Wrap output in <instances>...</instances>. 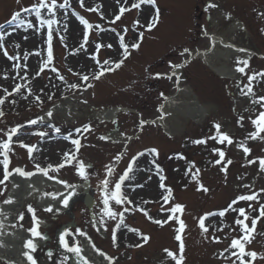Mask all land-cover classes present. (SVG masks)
I'll return each instance as SVG.
<instances>
[{
  "label": "rangeland",
  "instance_id": "rangeland-1",
  "mask_svg": "<svg viewBox=\"0 0 264 264\" xmlns=\"http://www.w3.org/2000/svg\"><path fill=\"white\" fill-rule=\"evenodd\" d=\"M213 2L218 7L206 11L207 0H156L160 10L159 23L151 31H145L143 25H146L154 14L151 6L141 5V11L136 9L128 12L119 21L113 23L119 8L130 7L131 0L128 3H124V0L120 3H117V0H83L84 7L80 6V0H69V7L56 9L55 19L59 23L53 26L51 41L53 61L37 76L38 69L47 59V26L41 28L34 14L24 12L21 16L26 15V20L32 22L34 28L25 29L7 23L15 12L31 7L37 3V0H20L19 4L17 0H0V24L4 25V31L11 33L5 37V48L9 55L19 57L17 60H9L3 55V50H0V93H5L4 89L9 92L16 84H20L21 73H26L32 79L29 88H26V93L21 92L22 100L18 99L16 106L15 103L0 106V110L4 112L3 117H0V142L7 139L6 133L12 128L18 129L17 134L12 138L9 170L20 167L44 175L37 172L35 166L38 164L41 168H47L48 165L56 166L64 162L63 154L75 151V146L65 137L71 134L73 139H80L82 147L77 154V160L84 162L87 179L79 175L76 160L65 163L59 171L49 170L48 175L61 178L75 187L84 180L90 181L91 192L96 200L93 211L98 216V220L103 222L105 234L102 239L91 228L82 198L71 202L68 214L58 215L45 211V207L39 206L36 200L24 203L22 211L18 213V217L21 213L24 217L23 220L19 219L16 227L26 229L29 222H32V214L27 212L28 205H31L35 209L36 217L50 224L55 232L62 224L75 221L80 231L91 236L96 248L111 257L114 264H175L164 251L169 249L179 254L180 242L175 240L174 224L167 222L160 226L153 220H166L170 216L167 209L175 203H180L185 206L184 212L175 215L187 225L181 234L185 245L183 253L185 259L182 264H232L236 259L231 256L233 250L224 252V249L229 248L232 238L241 234L239 226L234 223L238 212L228 210L223 217L208 216L205 220L207 233H202L199 228V218L204 217L206 213H218L228 209L232 201L240 195L259 193L257 201H239L237 204H232V208L245 209L250 217L245 222L251 227V218L259 215V206L264 203V192L260 191L264 189V172L259 170L258 161L251 165L247 163L248 159L264 157V141L248 140L247 145L251 148V154L247 159L242 149L235 143L254 131L248 119L250 115L253 118L255 116V109L249 103L253 97L241 95L237 87L238 84L243 87V84L247 83V77L239 73L233 80L221 79L203 63L195 60L187 63L182 69L178 83L175 76L172 79L166 78L172 73V64L189 59L188 53L181 55L184 48H188L189 52L211 48L209 38L203 37L205 31L210 35L223 36L237 48L248 49L255 53L249 62V69H246L247 74L264 72V31H262L264 0H213ZM57 3H63V0H57ZM93 8L97 10H90ZM145 9L149 10L143 17L142 12ZM75 10L80 11L77 12L78 15L88 19L93 25L88 29L86 44L83 39L84 26L71 16V14L75 15ZM42 16L48 18L46 10H42ZM136 20L140 21L139 25L134 23ZM234 22L243 29L238 26L232 28ZM67 24L76 25L78 32L75 29L72 32L73 36H66L65 31L69 28L67 26L65 30L64 26ZM125 27L128 28L125 43L129 45L136 42L140 31H144L139 49L130 48V56L119 69H115L114 63L103 65L105 60L115 62L122 58L123 49L119 47L118 34H123L122 30ZM102 36L112 38L111 48L107 47L111 44L102 43ZM81 44H84L83 48ZM97 44L102 45L99 51L96 50ZM79 50L82 51V55L81 52H77ZM78 54L83 57L78 59L76 57ZM93 56L96 57L95 60ZM83 58L90 62V66L85 69L81 68ZM73 59L77 60L74 62ZM96 60H99L103 67L115 70L104 73L99 80L93 79V75L101 71ZM235 61L233 59L232 64ZM17 63L21 66L27 65V68L15 69L13 65ZM53 68L56 69L55 72L52 71ZM156 73L164 75L157 78ZM84 75L89 77L88 81L80 79ZM60 76L64 79L61 80ZM7 79L10 82H6ZM50 80L56 85L46 87L42 84L46 96L37 94L41 96L40 99L33 98L34 93L42 94L34 86ZM72 84H77L79 87L73 89L70 87ZM88 84L93 86L87 87ZM175 86L190 88L201 107L203 106L202 108L207 111V115L200 123L189 120L173 138H169L162 128L152 121L158 116L164 118L158 113L159 109L167 98L177 94ZM253 89L255 98L264 95V78L257 77L253 81ZM70 98L76 105L79 104L75 114H70L71 117L66 118L61 114L53 113L57 106ZM19 103L23 106L19 107ZM115 108H125L127 112L119 111L116 119L112 121H100L93 116L94 113L102 110ZM246 108L252 111H245ZM45 112H51L52 116L49 117L47 114L41 116ZM241 115L245 117L243 127L237 123ZM32 120L36 123L31 124ZM141 120L148 121L143 130L139 126ZM43 121L48 123L44 124ZM214 123H219L221 130L230 134L234 140L232 145L226 142L221 144L218 140L210 138L215 135ZM88 124L91 125V131H83V127ZM56 128H59L60 132H57ZM78 128L82 129L80 133L75 131ZM113 131L123 137L134 135L136 139L131 140L127 147L118 145L110 138L100 139L101 136H111ZM40 132L46 135L41 138L37 135ZM57 134L65 139L68 143L67 147L55 146L50 152L38 149L40 145L45 146L43 143H46V140L54 139ZM195 140H205L206 143H193ZM20 142L28 146H36L32 158H29L27 148L21 147ZM152 148L158 150V156L147 151ZM214 149L225 151V161L228 159L233 161L231 165H227V173L221 171L224 161L221 164L215 163L219 156L218 151H213ZM141 152L144 155L135 161L133 171L129 174L131 179H126L121 189L123 195L132 201V207L127 206L126 202L115 205L114 201H109V207L114 211L120 212L127 208L134 212H131L132 215L124 213L125 224L118 229L117 243L113 245L112 233L116 229V223L119 222V216L112 220L104 214L103 199L106 193L110 196L111 192L115 191V184L120 182L119 176L126 170L132 158ZM177 154H181L184 158H177ZM117 155L121 156L119 161L116 160ZM2 159L3 156L0 155V160ZM153 160L155 164L152 163ZM190 162H194L195 167L199 169L200 183L208 189L207 192L198 190V184L192 180L191 174L185 175ZM86 165H91V168L88 169ZM156 165L163 170L161 174L166 177L164 183L173 190L172 199L167 205H163L165 203L161 195L163 190L157 187L160 179L156 174ZM107 166L113 169L111 175L108 174ZM2 167L0 165V171ZM105 180L108 181L107 186L104 184ZM245 185L250 187H244ZM8 188V181L5 185H0V193H2L0 204L10 192ZM44 190V194L55 193V189L51 186H45ZM249 204L252 208L248 207ZM162 208L167 212L163 213ZM141 209L146 211L148 216H145ZM149 216L152 219H149ZM129 229H138L139 233L148 235L150 239L146 243L137 240L140 234L129 232ZM71 232L73 237L71 236V240L70 237L67 238L71 247H80L79 243L76 245L73 243L74 238L78 240V234ZM213 237H219V242ZM2 238L5 237L0 234V242L3 243ZM250 238L251 243L246 249L264 254V217L258 220ZM137 244L141 246L135 247ZM44 249L39 248L37 251L35 257L38 264H69L67 258L60 257L59 254L50 260L45 256ZM0 264L6 263L0 261ZM236 264L239 262L237 261ZM254 264H264V259L258 257Z\"/></svg>",
  "mask_w": 264,
  "mask_h": 264
},
{
  "label": "snow or ice",
  "instance_id": "snow-or-ice-1",
  "mask_svg": "<svg viewBox=\"0 0 264 264\" xmlns=\"http://www.w3.org/2000/svg\"><path fill=\"white\" fill-rule=\"evenodd\" d=\"M121 0H117V3H120ZM129 0H124V3H128ZM17 3H20V0H17ZM141 5H146V6H151L154 9V14L151 16L149 22L146 25H143L144 30L145 31H151L152 29H154L158 23H159V17H160V10L159 7L156 4V0H131L130 3V7H124L121 6L119 8V15L115 16V20L113 21V23L115 21H119L121 19V15H123L125 12L127 11H131L132 9H137V10H141ZM69 0H63V3H57V0H37V3L33 4L31 7H25L22 8L20 11L15 12L12 16L11 19L9 21H7V23L9 25H15L16 27H24L25 29H29V28H34L35 26L32 24V22L27 21L25 19H21V12L24 13H32L34 14L36 20L39 23V26L41 28H43L44 26H47V40H48V52H47V59L43 62V66L40 67L36 73V75H40V73L43 71V68L46 67L48 64H51L53 61V50H52V44L51 41L53 39V26L56 25L57 23H59V21H57V19H55L56 16V9H65L67 7H69ZM80 6L84 7V3L83 0H80ZM218 7V5L216 3L213 2V0H207V4H206V11L208 9H212V8H216ZM42 10H46L48 13V18H44L42 16ZM92 11H96V8L90 9ZM77 15L78 20L80 21V23L84 26V43L86 44L88 42V29L92 28L93 25L89 23L88 20H86L84 17ZM101 17L102 13H101ZM135 24L139 25L140 21L136 20L134 21ZM65 30L67 29V25L64 26ZM99 27V26H97ZM37 31H39V29H37ZM123 34H118L119 36V45L120 47L123 49L122 52V58L118 61L115 62H110L108 60H105L103 62V65H108L109 63H114L115 64V69H119L124 61L130 56V51L129 49H139L140 44L144 38V31H140L137 37L136 42L132 43L131 45L125 43V35L127 34L128 28L125 27L123 30ZM264 31V30H262ZM6 35H11L10 32H6L4 31V25L0 24V50H3V55L5 57H7V59L9 60H17L19 59V57L17 55H9V53L7 52L6 48H5V37ZM205 35H207V32L205 31ZM15 47H19V45H15ZM84 47V44H81V48ZM100 47H102V45L97 44L96 45V50L99 51ZM107 47L111 48L112 45H107ZM228 47H232V45H228ZM237 51L242 52V53H247V50L244 48H239L237 49ZM185 53H189V49L188 48H184L183 52L181 53V55H184ZM36 55H39V53H36ZM93 59L95 60L96 57L93 56ZM96 63L98 66L101 67V71L99 73H96L93 75V79L95 80H99L105 72H110V71H114V68H105L103 67V65H101L99 60H96ZM236 71L242 75H246L247 77V83L243 84V87H240V85L238 84L237 87L240 89V94L245 96V97H253L249 103L253 106V109H255V116L253 118L252 115H250L248 117V119L250 120L254 131L249 132L247 134V136L241 140V141H236V146L240 149H242L245 158L247 159V157L250 156L251 154V148L247 145L248 140H257L259 139L260 141H264V135H261L262 133H264V95L259 96V98H255L256 94L254 92L253 89V81H255L257 79V77H261L264 78V72H258V73H252V74H247L246 73V69H249L250 67V63H249V59H241V58H237L236 59ZM185 64L184 63H176V64H172L171 65V69H172V73L171 75H167L166 78L167 79H172L173 76H176V80L177 83L179 82L180 77L176 75V69H180L182 67H184ZM13 67L15 69H21L22 67L24 69L27 68V65L21 66L19 63L14 64ZM52 71H56L55 68L52 69ZM19 74V73H18ZM26 74V73H25ZM162 75L161 73H156V77L160 78ZM5 78H7L5 76ZM61 80H63V76L59 77ZM80 79L82 81H88L89 77L87 75L81 76ZM93 85L88 84L87 87H92ZM22 85L20 84H16L15 88L13 89V92H19L21 89ZM71 88L76 89L79 86L77 84H72L70 85ZM4 92L7 95H12L13 93H9L7 91V89H4ZM29 94H31V90L29 89ZM163 95V94H161ZM26 98V97H25ZM37 100L40 99L39 96L36 97ZM49 99H51V96L49 97ZM5 102L4 98H0V105H2ZM13 103H15V101H13ZM162 110V108H161ZM245 111H249L251 112L252 109H245ZM4 112L2 110H0V117H3ZM47 115L49 117L52 116L51 112H48ZM245 117L243 115L238 117L237 123L238 125H240L241 127H243V121H244ZM31 124H35L36 121L32 120L30 121ZM148 121L145 120H141L140 121V128L141 130H143V127L145 124H147ZM154 123V121H153ZM214 129H215V135L210 137L213 140H218L219 143L224 144L225 142L228 145H232L234 143L233 138L230 136V134L223 132L221 130V125L219 123H214L213 125ZM57 132H60L59 128H56ZM77 133H80L82 131V129H76L75 130ZM83 131H91V125H85L83 127ZM18 132L17 128H12L9 132L6 133L7 135V139L3 142H0V155L3 156V159L0 160V165H2V171H0V185H5V182L9 181L10 177L13 175V173L19 174V176L21 177H25V178H29L31 176H33L35 173L31 172V171H25L24 169L20 168V167H14L11 171L9 170L10 167V159H9V153L12 151L11 148V143H12V138L14 135H16ZM37 135H39L41 138H43L46 133L40 132L37 133ZM65 139H69L71 144L75 146V151L73 152H65L63 154V158H64V162L60 163L59 165L53 166V165H48L47 168H41L38 164L35 166L36 171L43 173L46 177H48L49 179H54V177H51L48 175L49 170H56L59 171V169L63 168L65 166V163H71L72 160H76L77 161V171L79 173V175L85 179H87V175H86V170H85V164L83 161L77 160V154L79 152L80 147H82L81 145V141L80 139H73L71 137V134H69L68 137H65ZM101 140H107L109 139V137L107 136H101L100 137ZM193 143L196 144H202V143H206L205 140H195L193 141ZM20 146L21 147H25L27 148L28 151V155L29 158H32V153L33 150L36 148L35 145L32 146H28L26 144H24L23 142H20ZM148 152L154 154L155 156H158V150L155 148L149 149L147 150ZM213 151H218V156L219 159H217L215 161L216 164H221L222 161H224V164L221 166V171L227 173V165H231L233 163V161L231 159H228L225 161V156L226 153L225 151H219L214 149ZM144 153H138L137 156L132 158V161L128 164L126 170L123 172L122 175L119 176V181L118 183L115 184V191L111 192L110 196L106 193L105 197L103 199V204H104V214L106 216H108L109 218H111L112 220H115L117 218V216H119V223L116 225V229L113 230L112 233V242L113 245H116L117 243V230L120 229V227L122 225L125 224V217H124V212L128 211L129 209L125 208L124 211H114L112 208L109 207V201L112 200L114 201L115 205H121L125 202L127 203H132V201L128 200V198L126 196L123 195L122 193V184L125 182L126 179H131L130 177V173L133 171V164L135 163L136 160H138V158L140 156H143ZM177 158L182 159L184 158L181 154H177ZM121 159L120 155L116 156V160L119 161ZM259 164V170L261 172H264V157H258L256 159H248L247 163L249 165L257 163ZM153 164H155V160L152 161ZM108 168V174L111 175L113 172V169L111 166H107ZM193 169H195V172H193ZM162 169L160 168L159 165H156V174L159 176L160 179V184L159 187L163 190L161 195H162V199L163 201L167 204L173 196V190L168 187L164 181L166 180V177L164 175H162ZM191 174V178L193 181H196L198 184V190L202 189L203 191L207 192L208 189L206 187L203 186L202 183H200V176H199V169H197L195 167V163L194 162H190L188 169L185 172V175H189ZM150 179V177H149ZM58 183L63 184L66 188H75L74 185L69 184L66 181H57ZM105 186H107L108 181L105 180L104 181ZM18 185H13V187H17ZM138 187H143V185H138ZM244 187H250L249 185H245ZM261 192H264V189L260 190ZM166 193V194H164ZM2 194V193H0ZM45 195H51V197L53 199H57L58 197L62 196V205L66 208L69 205V200L71 199L72 195H74V192L69 193L68 195H64L63 193H45ZM259 199V193H252V194H247V195H240L238 196L234 201H232V204H237L239 201H257ZM3 204H12L14 203V200L9 197L5 200L2 201ZM232 204L229 205L228 209H225L223 211H220L218 213H206L204 215V217L199 218V228L201 229L202 233H207L208 232V228L205 226V220L207 219L208 216L211 215H219L221 217H223L226 213V211L228 210H232L235 212H238V217L235 219L234 223L236 225L239 226L240 229V235L238 237H234L231 239L229 248L224 249V252H228L229 249H232L233 251H231V256H234L236 259L234 261H232V264H236V262L238 261L239 264H254V262L257 260V258L259 257L260 259H264V254H259L256 251H252V250H247L246 246L248 244L251 243V235L252 233L255 231L256 229V225L258 220L261 217H264V203H261L259 206V215L256 217L251 218L250 220V224L251 227H249V224L246 223L245 221H248L250 219L249 215L245 212V209L243 207L240 208H232ZM249 208H252V205L249 204L248 205ZM185 209V206L180 204V203H175L174 206L170 207L169 209H167V211H169L172 215H170L166 220H160V219H155L153 220L154 223H156L157 225L163 226L165 223H167L169 220H174L179 227L176 228V235H175V240L179 241V254L174 253L173 251L169 250V249H164L165 253L167 254V257L171 258L175 264H182V262L184 261L185 257L183 255L184 251H185V245L182 239V233L185 231L187 225L185 224L184 220L180 219L179 216H176V213H181L183 214ZM162 211H164L165 209H161ZM256 209H253V211H255ZM45 211L47 212H53V207L52 206H48L47 208H45ZM56 211H60V209H56ZM141 211H144L143 209H141ZM27 212L31 213V219L33 222V227L30 228L28 231L31 234V237L33 238H39L41 240L46 239V237L44 235L41 234L40 231H38V226L41 223V221H39V219L36 217L35 215V209L31 206L28 205L27 207ZM9 214L3 212L2 210H0V217H4L6 218ZM144 215L148 216V213L146 211H144ZM24 214L21 213L19 214V219L23 220ZM240 217H243V219H240ZM149 219H152L150 216L148 217ZM4 229V223L3 220H0V234H3V230ZM220 231H222V229H218ZM129 231H133L136 232L138 234H140L141 239L143 240V242H147L150 237H148L147 235H143L141 233H139L138 229H129ZM69 233L67 231H65L64 233H62L59 237V242L60 244L67 250L70 252L75 253L77 256H80L81 253V248L79 246H73V247H69L68 243L65 240V237L68 236ZM80 235L83 236L85 235L83 232H80ZM213 239L216 242H219L220 238L219 237H213ZM4 245L2 244V242H0V247H3ZM140 244L135 245V247H140ZM38 245L36 243H34V240L32 238H29L25 244H24V248L30 250L31 252H35L37 250ZM93 247L95 248V245H93ZM99 252V249H96ZM101 255H104L106 259H108L109 261L112 260L111 257L106 256V254L104 253H100ZM24 257H26V260L30 262V264H37L36 259L33 257V255L30 254L29 251H25L23 253ZM223 255V253L221 254ZM48 256L51 257L52 253L49 252ZM81 260H83V264H90L89 261L84 260L83 257H80ZM247 258V259H246Z\"/></svg>",
  "mask_w": 264,
  "mask_h": 264
},
{
  "label": "bare ground",
  "instance_id": "bare-ground-1",
  "mask_svg": "<svg viewBox=\"0 0 264 264\" xmlns=\"http://www.w3.org/2000/svg\"><path fill=\"white\" fill-rule=\"evenodd\" d=\"M148 10L149 9H145V11H143L142 14L147 13ZM67 26L69 29L65 31V33L67 34L66 36L68 37L69 35L73 36L72 32H74L75 29L78 32V27H76V25L67 24ZM231 26L232 28H236L238 26L240 29H242V27L236 24L235 22ZM210 38L212 39V43H211L212 47L209 50H205V51L197 50L196 52L195 51L191 52L190 53L191 60L200 61L201 63H203L204 66H206L209 70H211V72H213L216 76H218L221 79L232 80L239 75V73L235 70L236 63L232 64L233 59L235 60L237 58L249 59L250 62L252 57L255 55L254 52L248 49H246L247 53H242L234 50L233 47H228V45H232V43L231 42L229 43V41H227L223 36L215 34V35H211ZM101 39H102L101 40L102 43L104 42V44L106 45L108 43L111 45L113 44L111 42L112 38H110L109 36H102ZM77 52H81V55L83 54L81 50ZM76 57L80 59L83 56H80L78 54V56ZM73 60L75 62V60L77 59H73ZM83 60H82L83 62L81 63V68L85 69V67L90 66V62L85 60L84 58ZM185 62H187V59L183 63L186 64ZM182 68L175 70L177 76L181 74ZM20 78L21 79L19 81L22 87L19 92H13V90H11L9 91V93H13V94L10 96L7 95L6 93H0V98H4L5 100L3 104L6 103L13 104V101H15V106H16L18 104V99L21 98L22 100L23 95L21 92L23 91L26 93L27 91L26 88H29V84L30 82H32V79L25 73H21ZM6 82H10V80L7 79ZM42 84L46 87L48 86L54 87L56 85L53 80L47 81L46 83L43 82L41 84H37V86H34V88L37 91L42 92V94L34 93L33 98H36L37 94L43 95L42 97L46 96V93H43ZM12 88L14 89V87ZM176 90H177V94L174 96L176 98H174L173 96L170 97L169 99L167 98L166 102L159 109V114L162 115L164 118H160L158 116L160 119L158 121H155V123L159 125L164 130V133L167 134L169 137H173L174 135H176L177 132H179L189 120L193 121L194 123L201 122L207 115V111H205V109L201 108L197 104L196 102L197 98L192 92H190L188 88L181 87V88H176ZM3 104L0 106H3ZM19 105H20L19 107L23 106L21 103H19ZM78 105L75 104L73 99L71 98L66 99V101L62 105L57 106L55 112L54 111L53 112L56 114H61L63 117L69 118L71 117L70 114H75ZM170 112H174V113L172 114ZM93 116H95L97 119H100V121L102 120L109 121V120H115L117 113H116V109H112V110L108 109L94 113ZM107 137H109L110 139L115 141V143L123 147L128 144V140L126 136L123 137L113 133V135L111 136L109 135ZM48 140L45 141L46 143H43L45 146L40 145L38 149L46 150L47 152H50L55 148V146L61 148H65L68 146V143L60 135H55L54 139L51 140L48 139ZM67 141L71 143L69 139H67ZM55 142H57V144ZM17 176L19 175L13 176L10 180V182L12 183L11 188L15 190L10 192L8 196V198L11 197L14 200V203L5 204L0 207V210L8 214L19 212L25 201H33V200L38 201L40 205L45 206L46 208L48 206H52L54 213H62L64 208L62 205L63 197L60 196L57 199H53L52 197H46L44 194L45 191L44 187L51 186L55 189V193H63L64 195H68L71 191L74 193L79 191L78 188L79 186L75 188H66L63 184L58 183L57 181H63L60 178L49 179L48 177H44L43 175L34 174L29 178L24 177V179L19 180V178H16ZM13 185H19V187H13ZM15 206L16 208H14ZM56 209H60V211L57 212ZM0 220H3V223L6 226L14 222L13 219L9 218V215L6 218L0 217ZM41 225L45 226L43 224ZM99 234L103 235L101 231H99ZM2 236H4L5 238H2V240H4L2 244L4 246L0 247V261H4L10 264L11 263L30 264V262L26 260V257H24L23 253L25 251H29L30 254H33V252H31L28 249H25L24 244L29 238H32L34 240V243H36L39 247L41 240L39 238L31 237V234H25L21 231H16V230L14 231V229L3 231ZM82 245H83V251L81 252V254L87 261H90L93 264H103L101 256L92 248L91 239L89 238L88 235H85L83 237Z\"/></svg>",
  "mask_w": 264,
  "mask_h": 264
},
{
  "label": "water",
  "instance_id": "water-1",
  "mask_svg": "<svg viewBox=\"0 0 264 264\" xmlns=\"http://www.w3.org/2000/svg\"><path fill=\"white\" fill-rule=\"evenodd\" d=\"M86 187H87V186L85 185V193H87V188H86ZM86 206L88 207V209H89V211H90L91 201L86 202ZM90 215H91V217H93L91 212H90Z\"/></svg>",
  "mask_w": 264,
  "mask_h": 264
}]
</instances>
